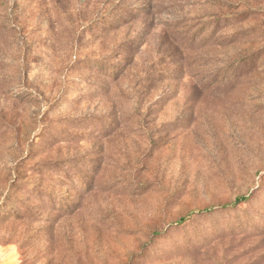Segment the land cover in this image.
Masks as SVG:
<instances>
[{
    "label": "rangeland",
    "instance_id": "rangeland-1",
    "mask_svg": "<svg viewBox=\"0 0 264 264\" xmlns=\"http://www.w3.org/2000/svg\"><path fill=\"white\" fill-rule=\"evenodd\" d=\"M0 264H264V0H0Z\"/></svg>",
    "mask_w": 264,
    "mask_h": 264
},
{
    "label": "trees",
    "instance_id": "trees-1",
    "mask_svg": "<svg viewBox=\"0 0 264 264\" xmlns=\"http://www.w3.org/2000/svg\"><path fill=\"white\" fill-rule=\"evenodd\" d=\"M249 197H250V195L249 196L237 197L236 200H235V204H238V205L239 204H244V203H246L249 200ZM229 206H231V205H228V204L219 205V206L214 207L213 209H216V208L225 209V208H228Z\"/></svg>",
    "mask_w": 264,
    "mask_h": 264
}]
</instances>
